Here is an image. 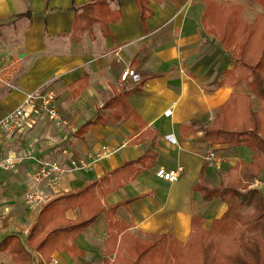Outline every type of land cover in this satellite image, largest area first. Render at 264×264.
I'll return each mask as SVG.
<instances>
[{
  "label": "crops",
  "instance_id": "crops-1",
  "mask_svg": "<svg viewBox=\"0 0 264 264\" xmlns=\"http://www.w3.org/2000/svg\"><path fill=\"white\" fill-rule=\"evenodd\" d=\"M95 1L0 0V119L28 92L49 87L68 122L58 128L45 117H32L22 131L0 133V158L14 163L10 169L0 168V243L9 235L26 238L36 221L41 206L27 205L26 192L41 188L49 199L73 191L151 149L157 153L156 163L110 190L103 205L131 200L116 212L130 233L143 240L166 235L186 243L197 227L211 230L228 209L221 198L205 200L195 185L225 186L229 168L250 162L254 155L245 146L211 145L204 138L203 128L222 105L236 93H250L246 81L220 84L236 62L203 26L207 0H146L145 13L141 0H106L105 8L81 14L85 4ZM221 1L241 5V17L248 23L264 13L256 0ZM127 69L140 79L123 82ZM125 91H131L126 102L133 116L109 120L112 109L104 105ZM252 106H261L254 95ZM98 113L106 121L78 135ZM104 148L109 155L90 168L72 169L73 161ZM211 150L219 159H207ZM53 159L68 169L60 185L38 184L36 170ZM179 166L184 171L175 181L156 175L160 167ZM111 186L110 179L104 181V187ZM66 216L75 219L78 210L70 209ZM107 227L103 214L78 235L81 255L62 251L53 257L59 264H103ZM66 240L71 243L69 236ZM33 257L32 264H37L39 253ZM0 264L15 262L0 251Z\"/></svg>",
  "mask_w": 264,
  "mask_h": 264
},
{
  "label": "trees",
  "instance_id": "trees-1",
  "mask_svg": "<svg viewBox=\"0 0 264 264\" xmlns=\"http://www.w3.org/2000/svg\"><path fill=\"white\" fill-rule=\"evenodd\" d=\"M256 1L264 7V0ZM141 5L144 13L148 11L146 0H141ZM97 6L105 8L107 1L87 3L81 14L92 13ZM242 10L238 4L207 0L202 17L205 30L221 41L222 48L230 51L236 62L232 70L225 71L220 84L237 85L246 81L250 92L236 93L222 105L211 124L203 128L204 138L211 145L245 146L254 152L250 162L242 160L229 168L225 186H211L204 182L195 185V190L205 200L218 197L228 204L227 211L214 221L211 230L197 227L186 243L166 235L159 240H143L130 233L127 226L116 218L118 208L128 205L131 200L108 207L103 205V196L110 190L124 185L144 168L156 163L157 153L151 149L138 160L126 162L113 170L110 175L48 199L41 206L27 237L7 236L0 243V251L8 253L15 264H32L33 252L39 253L37 264L48 263L55 252L81 255L82 251L76 245L78 235L106 214L108 227L103 264H158L160 261L165 264H264V194L257 189L247 192L248 197H255L256 205L255 210L244 212V201L248 197L242 192L264 171V13L248 23L241 17ZM130 92L117 94L104 105L103 108L112 109L109 120L119 121L133 116L126 102ZM252 95L261 103L259 109L253 108ZM105 121L98 113L77 134L82 136L91 126ZM107 179L112 182L109 188L104 187ZM70 209L78 210L75 219L66 216ZM112 254H115L113 259L110 258Z\"/></svg>",
  "mask_w": 264,
  "mask_h": 264
},
{
  "label": "built area",
  "instance_id": "built-area-1",
  "mask_svg": "<svg viewBox=\"0 0 264 264\" xmlns=\"http://www.w3.org/2000/svg\"><path fill=\"white\" fill-rule=\"evenodd\" d=\"M129 78L136 80L140 79L138 73L133 69L125 70L121 75V80L123 82H126ZM32 117H45L58 128H62L68 124L57 105L56 91L49 87H41L28 92L24 101L20 105L0 119V133L9 135L22 131L27 127ZM109 153L110 152L106 148L102 151L91 152L86 158L79 161H73L71 164L72 169H88L93 162L102 159L109 155ZM207 159L215 160L219 159V157H217V154L211 150L207 154ZM13 164L14 163L11 159L0 158V168L10 169ZM67 171V167L61 161L55 159L43 161L36 170L34 179L38 184L54 188L60 185L62 177ZM183 171V166L171 169L160 167L157 169L156 175L166 181H175L180 177ZM250 187L256 189L264 188V177L255 178L250 183ZM47 200L48 196L41 188H35L26 192L24 197L25 203L33 207L42 206ZM46 264H59V261L56 257H52V259Z\"/></svg>",
  "mask_w": 264,
  "mask_h": 264
},
{
  "label": "rangeland",
  "instance_id": "rangeland-1",
  "mask_svg": "<svg viewBox=\"0 0 264 264\" xmlns=\"http://www.w3.org/2000/svg\"><path fill=\"white\" fill-rule=\"evenodd\" d=\"M252 189H256V188H252V187H250L249 185L245 188V189H243L242 190V192H243V195L244 196H246V197H248L250 194H247L246 195V193L247 192H249L250 190H252ZM262 189V188H261ZM261 189H258L257 188V190L258 191H260V192H262L261 191ZM52 198V197H51ZM244 198V197H243ZM50 199V198H49ZM245 207H244V212H249V211H253V210H255V205H256V199H255V197L253 198H251V197H248V198H245ZM152 264H155V263H152ZM157 264V263H156ZM158 264H165V263H162L161 261H160V263L158 262Z\"/></svg>",
  "mask_w": 264,
  "mask_h": 264
}]
</instances>
